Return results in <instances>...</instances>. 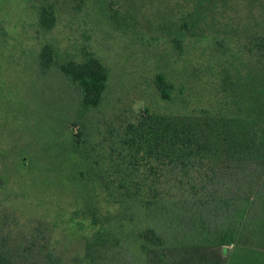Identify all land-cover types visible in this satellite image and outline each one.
I'll use <instances>...</instances> for the list:
<instances>
[{"label": "trees", "instance_id": "1", "mask_svg": "<svg viewBox=\"0 0 264 264\" xmlns=\"http://www.w3.org/2000/svg\"><path fill=\"white\" fill-rule=\"evenodd\" d=\"M36 7L50 31L55 5ZM103 11L104 31L126 32L128 14ZM187 37L170 42L181 52ZM243 43L177 79L155 73L151 99L132 95L124 66L115 78L94 52L59 62L53 43L41 45V73L68 95L43 113L53 121L47 145L26 147L20 165L35 193L69 200L55 226L83 232L87 258L124 250L144 264H234L264 251V33ZM35 229L46 243L49 229ZM4 241L0 264H9Z\"/></svg>", "mask_w": 264, "mask_h": 264}, {"label": "rangeland", "instance_id": "2", "mask_svg": "<svg viewBox=\"0 0 264 264\" xmlns=\"http://www.w3.org/2000/svg\"><path fill=\"white\" fill-rule=\"evenodd\" d=\"M39 1L0 0L3 249L9 264H144L124 250L118 255L110 253L105 261L87 258V243L81 241L83 232H75L79 237L76 238L62 226H55L60 219L59 210L71 208L69 200L59 199L60 209L55 198L50 200L45 194L35 193L31 185L34 179L27 178L20 165L26 159V147L42 151L47 145L53 121L43 113L50 105L63 103L68 95L52 73H41L36 62L38 50L46 42L53 43L59 62L81 59L87 52H94L115 78L117 68L124 66V71L129 72L126 83L132 87V95L151 99L155 97V73L169 72L177 79L180 71L209 62L216 50L221 54L236 53L248 36L263 34L264 0H42L54 4L58 11L50 31L38 25ZM104 6L128 14L126 32L102 29L101 24L108 25ZM136 32L145 40L136 39ZM179 34L189 37L181 52L170 42V37ZM40 126L42 130H38ZM58 180L63 182L60 175ZM37 226L49 229L46 243L38 242ZM234 264H264V251L256 249L246 256L236 255Z\"/></svg>", "mask_w": 264, "mask_h": 264}]
</instances>
